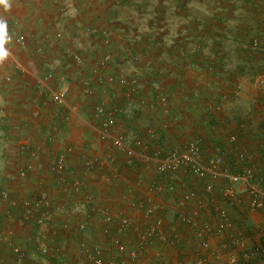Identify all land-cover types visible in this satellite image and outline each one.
Returning a JSON list of instances; mask_svg holds the SVG:
<instances>
[{
  "label": "crops",
  "instance_id": "obj_1",
  "mask_svg": "<svg viewBox=\"0 0 264 264\" xmlns=\"http://www.w3.org/2000/svg\"><path fill=\"white\" fill-rule=\"evenodd\" d=\"M0 19L7 25L4 45L24 35L30 53L17 61L29 70L0 90L6 100L0 103V129H6L0 130V189L18 202L0 199V229L13 234L26 264H81L82 240L99 242L106 259L123 262L128 256L117 253L111 237L133 249L138 231L152 224L161 231L145 248V263L196 264L203 257L205 264H224L220 259L230 252L221 246L224 235L203 231L215 222L213 203L243 224L250 245L264 242V207L251 210L242 186L240 201L229 205L222 196L226 177L210 193L184 170L157 171L163 153L199 139L205 159L220 150L233 171L243 153L264 175V86L255 82L264 75V56L249 49L251 37L264 34V0H7ZM61 83L70 92L58 105L51 95ZM99 104L121 109L111 134L125 138L133 156L100 138ZM230 134L237 137L233 144ZM23 144L37 158L21 152ZM60 154L68 165L65 186L51 167ZM28 161L33 169L19 177ZM192 190L197 195L185 198ZM37 192L52 203L42 227L47 256L26 240L41 227L21 220L23 201ZM106 215L114 220L110 232ZM0 264H17L5 243Z\"/></svg>",
  "mask_w": 264,
  "mask_h": 264
},
{
  "label": "built area",
  "instance_id": "obj_2",
  "mask_svg": "<svg viewBox=\"0 0 264 264\" xmlns=\"http://www.w3.org/2000/svg\"><path fill=\"white\" fill-rule=\"evenodd\" d=\"M57 37L61 36V33H57ZM19 43L25 41L24 35L17 37ZM249 49L264 56V34L251 37L249 40ZM109 57L104 60L108 61ZM77 62H80V58L77 57ZM264 65V64H263ZM49 78L52 77L50 74ZM108 82H113L114 78L109 77ZM62 82V81H61ZM258 85L264 86V75L257 77L255 81ZM89 86L86 83L85 89ZM70 92L69 83H61L57 86V89L52 92L51 100L53 103L61 105L64 103L67 95ZM89 93V90L86 89ZM226 99L224 97L223 101ZM223 101L216 104V109L219 110L223 106ZM121 113V109L114 110L107 109L103 104H99L95 108V116L100 121V138L102 140H109L116 148L121 150L129 157L133 156L134 151L131 146L126 142L123 137L113 136L112 129L116 125L117 115ZM230 143H235L237 140L236 135L230 134L227 137ZM21 152L26 153L30 158H37L38 152L27 144H23ZM264 163V162H263ZM88 166L91 163H86ZM33 163L31 161L26 162L19 168L18 176L25 177L33 169ZM52 170L59 180L64 184L68 183L66 176L68 175V165L65 154H60L52 164ZM177 170H184L185 172L192 174L197 180L203 182L207 191L210 193L213 191L215 182L221 178L226 177L229 184L222 190V196L225 199L226 204L233 205L235 202L240 201L241 188L248 194V204L251 210H257L264 207V177L259 173L261 171L260 163H251L246 160L243 153L237 156V165L233 171L226 169V160L220 150L217 151L213 157L208 159L204 158L200 140L194 139L187 143L186 147L182 150L177 148H170L167 152L163 153L157 164V171L159 173H175ZM73 184V183H71ZM77 183H75L76 185ZM239 186V187H238ZM208 192V193H209ZM197 195L196 191H190L185 198H193ZM0 199L7 200L12 205H17L18 202L15 199H10L9 192L6 189H0ZM52 206L49 196L44 192L33 193L29 199L23 201V211L21 220L24 223L33 224L41 227L34 233H29L26 236V240L36 245L40 255L47 256L51 253L49 234L42 228L50 220L49 210ZM211 212L215 216V222L208 221L203 226V231L206 233L222 234L224 240L221 244L223 249H227L229 256L227 259L221 258L220 260L224 264H264V245L249 244L243 235L242 226L236 223L230 216L227 207L213 203ZM199 212L194 210V215ZM183 220L187 223H193L194 217L184 216ZM105 221L108 224L106 232H110L114 223L112 216H105ZM88 224L83 222L79 225L81 231H85L88 228ZM129 226V221L122 220L117 229L120 233L125 232ZM161 228L159 224H152L145 228L143 231H138L139 242L133 249H128L127 244L123 242L121 237H111V244L117 249V253L127 255V260L118 262L116 257H110L106 259L104 257V247L99 242L82 240L79 245L80 253L82 255L81 264H147L142 261V255L145 252V248L157 237L160 236ZM0 243L9 245L12 249L15 261L17 264L25 263V254L23 250L15 244L13 240V234L8 231L0 229ZM62 263L64 262L61 260ZM206 259L199 257L196 260V264H205ZM27 264H40V263H27Z\"/></svg>",
  "mask_w": 264,
  "mask_h": 264
},
{
  "label": "rangeland",
  "instance_id": "obj_3",
  "mask_svg": "<svg viewBox=\"0 0 264 264\" xmlns=\"http://www.w3.org/2000/svg\"><path fill=\"white\" fill-rule=\"evenodd\" d=\"M3 47L8 55L2 62H0V90L8 89L10 86L9 83L14 82L17 77H22V75L29 70V66L26 68L27 65H20L17 63L21 58L30 55L25 45L18 43L17 40H15L7 46L3 45ZM3 99L6 104V100L3 97H0V103L3 102ZM0 130L5 131L6 129Z\"/></svg>",
  "mask_w": 264,
  "mask_h": 264
},
{
  "label": "clouds",
  "instance_id": "obj_4",
  "mask_svg": "<svg viewBox=\"0 0 264 264\" xmlns=\"http://www.w3.org/2000/svg\"><path fill=\"white\" fill-rule=\"evenodd\" d=\"M0 4H7V0H0ZM6 22L0 19V62H2L8 55L5 51L3 45L5 43V35H6Z\"/></svg>",
  "mask_w": 264,
  "mask_h": 264
},
{
  "label": "trees",
  "instance_id": "obj_5",
  "mask_svg": "<svg viewBox=\"0 0 264 264\" xmlns=\"http://www.w3.org/2000/svg\"><path fill=\"white\" fill-rule=\"evenodd\" d=\"M264 162V161H263ZM236 168V167H235ZM263 177H264V175H262ZM225 200V199H224ZM236 222V221H235ZM237 223V222H236ZM239 225H243L242 223H238ZM242 231H243V235H244V237H246L247 235H246V233H245V231H244V227L242 226ZM263 245H264V242H261Z\"/></svg>",
  "mask_w": 264,
  "mask_h": 264
}]
</instances>
